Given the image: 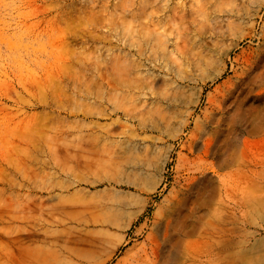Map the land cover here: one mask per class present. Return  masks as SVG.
<instances>
[{
	"label": "rangeland",
	"instance_id": "374dc122",
	"mask_svg": "<svg viewBox=\"0 0 264 264\" xmlns=\"http://www.w3.org/2000/svg\"><path fill=\"white\" fill-rule=\"evenodd\" d=\"M262 183L264 0H0V264H245Z\"/></svg>",
	"mask_w": 264,
	"mask_h": 264
},
{
	"label": "bare ground",
	"instance_id": "6f19581e",
	"mask_svg": "<svg viewBox=\"0 0 264 264\" xmlns=\"http://www.w3.org/2000/svg\"><path fill=\"white\" fill-rule=\"evenodd\" d=\"M148 34V32H147ZM162 33H158L156 32L155 35H152L151 33L148 34V39L149 41L146 42V44L148 46L151 45V43L153 44V46L151 45V50H153L154 48L157 49H162L164 52L168 53V46H167V41H165V37H162ZM164 39V40H163ZM210 58H200V59H196L194 64V68L200 71H203V69L201 70V68L205 65H208V60ZM211 63V62H209ZM137 71H141V69L139 67H137ZM142 74V72H141ZM200 74V73H199ZM152 74H149L148 77H150ZM219 75V74H218ZM156 79L155 76L152 75V79L149 83H146L145 86H142L139 91L143 90V87H153L154 85V80ZM158 80V79H156ZM191 81H193V79H190ZM156 84V83H155ZM204 146L206 149V153L209 152L210 150H212L213 144L211 140H206L204 142ZM211 174H216L215 170H211ZM261 184V183H260ZM264 184V183H262ZM252 214V213H251ZM254 216V215H253ZM259 218L261 219V222L264 223V217L262 215H259ZM258 221V220H257ZM252 223H248L249 225H255L258 228L261 227V225H259L257 222L251 221ZM252 234V233H250ZM157 256V254H155ZM245 264H264V238L257 241L251 248H249L247 251H245Z\"/></svg>",
	"mask_w": 264,
	"mask_h": 264
}]
</instances>
